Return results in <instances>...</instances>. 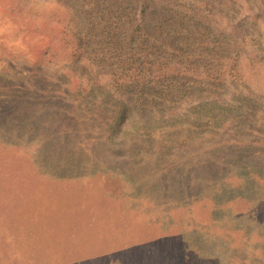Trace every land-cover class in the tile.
I'll return each mask as SVG.
<instances>
[{
  "label": "rangeland",
  "instance_id": "obj_1",
  "mask_svg": "<svg viewBox=\"0 0 264 264\" xmlns=\"http://www.w3.org/2000/svg\"><path fill=\"white\" fill-rule=\"evenodd\" d=\"M187 2L229 44L227 97L246 85L264 108V0ZM9 4L0 0V264H264V127L240 134L237 111L219 132L171 147L93 127L56 79L57 27L25 24Z\"/></svg>",
  "mask_w": 264,
  "mask_h": 264
},
{
  "label": "trees",
  "instance_id": "obj_2",
  "mask_svg": "<svg viewBox=\"0 0 264 264\" xmlns=\"http://www.w3.org/2000/svg\"><path fill=\"white\" fill-rule=\"evenodd\" d=\"M8 1L25 24L39 27L41 19L57 27L49 31L58 44L52 57L66 62L54 71L56 79L74 111L93 115V127L113 124L121 140L140 137L168 147L204 130L219 132L237 111L245 115L234 126L240 134L263 130L264 108L246 85L227 97L220 76L229 44L214 26L194 21L187 0H35L61 10L53 16L40 14L30 0Z\"/></svg>",
  "mask_w": 264,
  "mask_h": 264
}]
</instances>
